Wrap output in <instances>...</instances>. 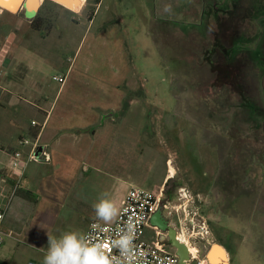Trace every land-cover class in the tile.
<instances>
[{
  "label": "rangeland",
  "instance_id": "rangeland-1",
  "mask_svg": "<svg viewBox=\"0 0 264 264\" xmlns=\"http://www.w3.org/2000/svg\"><path fill=\"white\" fill-rule=\"evenodd\" d=\"M75 9L48 1L41 30L30 24L34 33L52 32L33 46L30 80L55 94L62 84L54 78L66 76L80 96L121 75L136 83L126 113L109 125L120 145L141 143L126 150L129 187L158 191L172 166L165 210L184 221L198 210L211 246L222 242L230 264H264V0H76ZM112 149L110 158L125 154ZM62 212L49 250L87 231L80 210L68 202ZM19 248L7 255L10 264L31 263Z\"/></svg>",
  "mask_w": 264,
  "mask_h": 264
},
{
  "label": "crops",
  "instance_id": "crops-1",
  "mask_svg": "<svg viewBox=\"0 0 264 264\" xmlns=\"http://www.w3.org/2000/svg\"><path fill=\"white\" fill-rule=\"evenodd\" d=\"M48 1L57 4L54 0H38L39 5L32 16L29 0H21L15 11L0 6V206L7 208L1 230L0 264H10L7 255L12 248L19 247L18 251L22 248L21 252L32 259L29 264H45V257L50 251L48 243L55 235L62 210L68 202L77 214L78 210L81 211L78 215L85 217L83 231L93 220L106 222L96 215L95 205L102 200L111 201L114 208L112 219L106 223L115 222L122 201L132 187L129 185L135 182V179L127 178L123 171L127 160L124 158L131 156L127 154V149L131 152L130 148L136 145L140 149L141 143L133 138L120 145L116 134L110 137L109 125L121 113H126L123 109L127 91L134 90L138 86L136 83L121 75L112 84L94 82L90 85V91L80 96L72 94L68 80L54 94L42 81L29 78V60L39 57L33 46L52 33L48 36L34 33L30 24ZM65 92L67 95L58 108L57 100ZM50 94L54 95L52 101L48 97ZM33 114L36 116L29 121ZM128 114L133 120H140L142 116ZM35 130H38L36 136ZM24 139L37 143L36 155L40 160L30 162L16 193H34L36 199L29 201L16 195L10 204L12 198L8 195H12L15 184L10 160L13 153L20 150L23 157H28L30 149L21 143ZM14 143L18 146L12 145ZM113 145L123 146L126 155L115 154L110 158ZM44 153L49 155V161L44 159ZM119 156L122 158H117ZM163 179L159 184L163 186L160 189L174 179L172 166ZM83 181L87 182L86 187L81 186ZM12 204L11 216L8 217ZM175 222L179 227L184 226L186 219H174L169 211L159 209L150 219L145 240L151 243L156 239L157 232H161L160 238L167 249L178 254L170 243L171 233L173 236L181 233V228ZM183 232L186 234L187 230L184 228ZM16 237L21 241L15 247L10 246L11 243L15 244ZM83 237L80 238L81 242ZM6 238L12 240L7 242ZM218 243L230 264L227 247L222 242Z\"/></svg>",
  "mask_w": 264,
  "mask_h": 264
},
{
  "label": "built area",
  "instance_id": "built-area-1",
  "mask_svg": "<svg viewBox=\"0 0 264 264\" xmlns=\"http://www.w3.org/2000/svg\"><path fill=\"white\" fill-rule=\"evenodd\" d=\"M55 80L63 85L66 76L55 77ZM21 143L29 147L30 151L27 158L23 157L22 151L14 152L11 157L10 167L15 180L12 196L21 187L28 164L40 160L36 155V142L24 139ZM44 159L49 161V155L44 153ZM169 204L164 189L151 191L132 186L122 201L116 221L113 223L92 221L82 243L88 246L101 243L108 245L106 253L112 264H179V256L167 249L160 238L161 232H157L156 239L151 243L144 238L152 215L159 209H168ZM6 211V207L0 206V240ZM180 228L181 233L178 234L177 239L189 250V259L186 263L210 264L207 255L211 246V233L207 220L196 210ZM184 228L187 230L186 234L183 232ZM125 238H127V247L121 244Z\"/></svg>",
  "mask_w": 264,
  "mask_h": 264
},
{
  "label": "clouds",
  "instance_id": "clouds-1",
  "mask_svg": "<svg viewBox=\"0 0 264 264\" xmlns=\"http://www.w3.org/2000/svg\"><path fill=\"white\" fill-rule=\"evenodd\" d=\"M95 209L100 219L106 222L112 219L114 208L111 201L102 200ZM121 244L127 247V238ZM108 247L102 243L88 246L78 240L75 233L66 234L60 244L50 249L45 264H112L106 253Z\"/></svg>",
  "mask_w": 264,
  "mask_h": 264
},
{
  "label": "water",
  "instance_id": "water-1",
  "mask_svg": "<svg viewBox=\"0 0 264 264\" xmlns=\"http://www.w3.org/2000/svg\"><path fill=\"white\" fill-rule=\"evenodd\" d=\"M54 1H57V0H54ZM58 1L64 3L63 0H58ZM20 2H21V0L12 1L10 3L2 1V3H0V6L6 7V8H8L11 11H15L17 9L18 5L20 4ZM37 5H38V0H29L28 6H29V9H30V16H32L34 14ZM171 230L174 233L176 232L175 229H171ZM170 243L177 250V252H178L177 255L180 258V263L186 264V261L189 259V250H188L187 246L177 239V235L173 236V233H171V242ZM214 247H216L217 249L221 248V246L218 245V244L217 245H212L210 247V250H209L208 255H207L209 261L211 262V264H222V263H224L226 258H225L224 253L221 252V251H217L216 254H214V256L211 257L210 253H211V251H212V249Z\"/></svg>",
  "mask_w": 264,
  "mask_h": 264
},
{
  "label": "bare ground",
  "instance_id": "bare-ground-1",
  "mask_svg": "<svg viewBox=\"0 0 264 264\" xmlns=\"http://www.w3.org/2000/svg\"><path fill=\"white\" fill-rule=\"evenodd\" d=\"M2 1H4V2H7V3H10V2H12V1H16V0H2ZM40 1V0H39ZM64 1V3H62V2H60V1H58L57 0V3H59V4H61V5H63V6H65V7H67V8H69V9H74L75 8V4H76V0H63ZM39 5V4H38ZM217 251H221V252H223L224 253V255H225V258H226V254H225V251H224V249L221 247L220 249H217L216 247H214L213 249H212V251H211V257H213L214 256V254H216V252ZM224 264H228V261L225 259V261H224Z\"/></svg>",
  "mask_w": 264,
  "mask_h": 264
},
{
  "label": "trees",
  "instance_id": "trees-1",
  "mask_svg": "<svg viewBox=\"0 0 264 264\" xmlns=\"http://www.w3.org/2000/svg\"><path fill=\"white\" fill-rule=\"evenodd\" d=\"M98 3H100V2H98ZM38 18H39V15H37L33 20H32V25H33V27L34 28H36V30H41L40 29V26H39V22H38ZM40 20V19H39ZM90 20H92V17H90ZM250 51V50H249ZM255 59V60H254ZM255 63L256 62H258V60L256 59V57H253V59H252ZM261 65V64H260ZM38 134V130H35V132H34V135L36 136ZM16 195V193L13 195V196H15ZM19 196H23L25 199H27V200H29V201H34L35 200V198H34V196H32V194L31 193H26V194H18ZM6 213H7V211H6Z\"/></svg>",
  "mask_w": 264,
  "mask_h": 264
},
{
  "label": "snow or ice",
  "instance_id": "snow-or-ice-1",
  "mask_svg": "<svg viewBox=\"0 0 264 264\" xmlns=\"http://www.w3.org/2000/svg\"><path fill=\"white\" fill-rule=\"evenodd\" d=\"M77 2H78V0H77ZM0 3H2V0H0Z\"/></svg>",
  "mask_w": 264,
  "mask_h": 264
}]
</instances>
